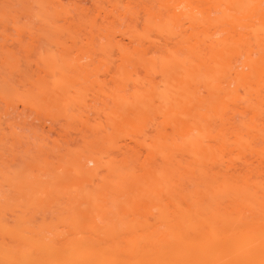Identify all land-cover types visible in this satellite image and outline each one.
Wrapping results in <instances>:
<instances>
[{"label": "bare ground", "instance_id": "6f19581e", "mask_svg": "<svg viewBox=\"0 0 264 264\" xmlns=\"http://www.w3.org/2000/svg\"><path fill=\"white\" fill-rule=\"evenodd\" d=\"M89 1L91 12L84 0H18L25 19L14 23L31 40L13 68L88 75L107 62L160 79L164 232L141 245L81 236L54 246L9 237L0 218V264H264V0ZM79 29L96 34L69 50L63 35Z\"/></svg>", "mask_w": 264, "mask_h": 264}, {"label": "rangeland", "instance_id": "374dc122", "mask_svg": "<svg viewBox=\"0 0 264 264\" xmlns=\"http://www.w3.org/2000/svg\"><path fill=\"white\" fill-rule=\"evenodd\" d=\"M2 1L0 218L7 235L50 245L58 239V246L81 236L141 245L163 234L169 129L160 79L141 70L116 75L107 62L88 75H46L35 66L21 72L12 61L31 39L14 23L21 2ZM90 3L84 7L91 12ZM79 30L71 34L83 33L77 46L63 35L69 50L96 34Z\"/></svg>", "mask_w": 264, "mask_h": 264}]
</instances>
